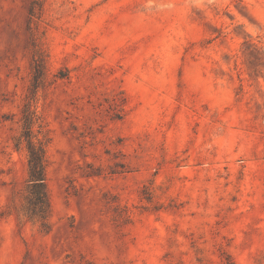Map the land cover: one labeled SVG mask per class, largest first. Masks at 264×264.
Listing matches in <instances>:
<instances>
[{"label": "rangeland", "instance_id": "374dc122", "mask_svg": "<svg viewBox=\"0 0 264 264\" xmlns=\"http://www.w3.org/2000/svg\"><path fill=\"white\" fill-rule=\"evenodd\" d=\"M0 264H264V0H0Z\"/></svg>", "mask_w": 264, "mask_h": 264}, {"label": "trees", "instance_id": "16d2710c", "mask_svg": "<svg viewBox=\"0 0 264 264\" xmlns=\"http://www.w3.org/2000/svg\"><path fill=\"white\" fill-rule=\"evenodd\" d=\"M25 136L29 150V187L39 212L43 215L48 213L49 201L45 185L44 149L36 145L32 140L31 126L28 123Z\"/></svg>", "mask_w": 264, "mask_h": 264}]
</instances>
